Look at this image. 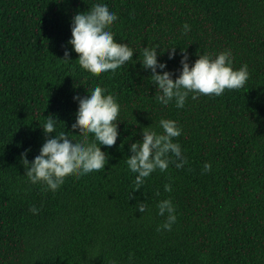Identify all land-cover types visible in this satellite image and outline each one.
I'll return each instance as SVG.
<instances>
[{"label": "trees", "instance_id": "16d2710c", "mask_svg": "<svg viewBox=\"0 0 264 264\" xmlns=\"http://www.w3.org/2000/svg\"><path fill=\"white\" fill-rule=\"evenodd\" d=\"M92 2L0 0V264H264V0H108L114 38L129 43L134 60L102 73L83 67L78 52L62 59L72 14ZM151 43L173 79L180 48L190 61L198 50L230 49L234 67L247 64L249 77L218 96L189 94L182 108L162 105L149 70L132 64ZM172 46L177 55L169 59ZM97 83L120 104V135L101 146L109 153L105 168L69 173L54 189L29 182L19 156L25 148L29 160L38 154L45 116L74 138L83 135L71 127L73 93ZM161 117L179 122L173 139L186 162L177 168L173 157L132 192L128 146L142 127L159 130ZM165 197L177 219L157 231L164 217L156 201ZM139 201L145 213L136 210Z\"/></svg>", "mask_w": 264, "mask_h": 264}, {"label": "clouds", "instance_id": "9594fccd", "mask_svg": "<svg viewBox=\"0 0 264 264\" xmlns=\"http://www.w3.org/2000/svg\"><path fill=\"white\" fill-rule=\"evenodd\" d=\"M88 5L86 9L76 11L71 16V36L67 41L71 48H64L62 59L72 60L70 52H78L77 60L92 73L115 71L134 60V49L129 43L114 38L111 25L117 15L109 6L108 0H93ZM181 27L184 32L190 30L187 22ZM158 47L159 44L156 43L142 47L132 64L139 62L142 70H149L147 79L155 85V99L165 106L174 102L175 107L182 108L189 94L192 99L201 94L221 95L226 88L242 87L249 77L247 64L234 67L230 49L220 50L215 55L198 50L197 58L190 61L186 49L180 48L181 67L176 70L179 74L173 79V71L167 69V62L158 60ZM167 49L169 59L177 55L176 46ZM163 52L160 49V53ZM73 96L78 98V108L71 127H78L83 135L74 138L67 125L66 128L57 129V121L61 120L52 114L45 116L46 120L40 124L45 139L38 154L29 160L28 153L31 149L25 148L19 156L25 169L24 176L33 184L41 183L54 189L67 174L85 175L104 169L108 162L109 153L102 150L101 146H112L120 135V121L117 120L120 104L112 93L98 83L86 88L83 94L74 92ZM151 125L142 127L141 139L128 146L131 154L127 155L125 164L128 170L136 174L132 192L140 189L145 178L153 171H165L173 157L176 159L172 162L177 168L186 162L180 143L173 139L181 134L179 122L161 117L158 121L159 130ZM211 167V162L205 161L202 171L207 172ZM171 190V185L165 183L164 191ZM156 194L159 195V191ZM146 208L144 201L137 203L136 210L140 213H145ZM156 209L157 215L164 217L163 222L157 225V231L170 230L177 219L171 198L157 200ZM29 211L35 214L38 209L35 205H30Z\"/></svg>", "mask_w": 264, "mask_h": 264}]
</instances>
